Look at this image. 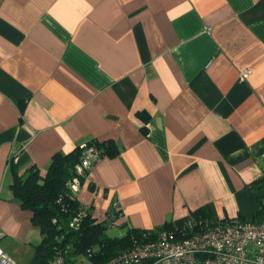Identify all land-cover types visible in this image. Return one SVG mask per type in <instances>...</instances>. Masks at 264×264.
I'll return each instance as SVG.
<instances>
[{"label": "crops", "instance_id": "1", "mask_svg": "<svg viewBox=\"0 0 264 264\" xmlns=\"http://www.w3.org/2000/svg\"><path fill=\"white\" fill-rule=\"evenodd\" d=\"M92 140L115 148L76 196L94 217L115 202L125 230L179 227L204 205L212 220H251L264 0H0V246L15 264L41 234L10 189L11 158L44 174Z\"/></svg>", "mask_w": 264, "mask_h": 264}, {"label": "trees", "instance_id": "2", "mask_svg": "<svg viewBox=\"0 0 264 264\" xmlns=\"http://www.w3.org/2000/svg\"><path fill=\"white\" fill-rule=\"evenodd\" d=\"M141 119L147 121V115L140 113ZM94 148L98 158L103 155H113L115 148L112 141L92 140L85 143ZM83 147L62 154L54 153L44 172L38 169H29L25 175L18 172V167L13 157L9 169L12 174L10 189L20 206L31 212V222L41 234L40 242L34 246L32 255L33 264H50L58 251L65 256L69 264L84 261L85 264H102L127 249L140 239L143 233L158 231L160 229H176L170 224H164L153 229H139L128 227L120 236L106 234L110 224L114 223L122 214V210L109 208L104 219L92 215V205L86 208V216L78 228L70 227L72 217L81 209L77 197H71L67 183L77 177L80 184L87 176V170L80 175L76 171L81 161ZM258 182H264L261 178ZM259 208L252 215L253 222L264 221V195L257 198ZM208 205L199 207L192 212L193 220H210ZM244 220V219H239ZM124 227V226H123ZM88 250L92 255L88 256ZM81 256L82 259H77Z\"/></svg>", "mask_w": 264, "mask_h": 264}, {"label": "built area", "instance_id": "3", "mask_svg": "<svg viewBox=\"0 0 264 264\" xmlns=\"http://www.w3.org/2000/svg\"><path fill=\"white\" fill-rule=\"evenodd\" d=\"M247 73L245 69L240 75L243 77ZM81 147L82 157L76 167L80 175L98 159L92 146L83 144ZM67 185L71 197H76L81 185L78 178L71 179ZM116 204L112 203L110 208L117 209ZM88 206L85 204L84 209L72 217L70 227L80 226ZM106 212L102 219L107 215ZM102 219L99 217L98 221ZM115 222L110 227L115 226ZM2 236L0 229V239ZM88 251L87 257H90L93 253L92 250ZM0 264H15L1 246ZM50 264L69 263L63 253L58 251ZM102 264H264V221L190 218L176 229L143 233L138 241Z\"/></svg>", "mask_w": 264, "mask_h": 264}, {"label": "rangeland", "instance_id": "4", "mask_svg": "<svg viewBox=\"0 0 264 264\" xmlns=\"http://www.w3.org/2000/svg\"><path fill=\"white\" fill-rule=\"evenodd\" d=\"M124 230H125L124 228L121 229L117 226H112L108 228L106 234L109 236L120 235L124 232ZM77 258L80 260L82 259L81 256ZM16 264H33L32 263V252H27V253L23 252L21 256L19 257V260L16 262ZM78 264H80V262H78Z\"/></svg>", "mask_w": 264, "mask_h": 264}]
</instances>
